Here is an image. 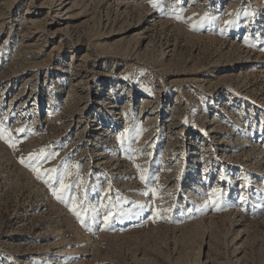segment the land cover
Here are the masks:
<instances>
[{
	"label": "rangeland",
	"instance_id": "1",
	"mask_svg": "<svg viewBox=\"0 0 264 264\" xmlns=\"http://www.w3.org/2000/svg\"><path fill=\"white\" fill-rule=\"evenodd\" d=\"M262 118L264 0H0V264H264Z\"/></svg>",
	"mask_w": 264,
	"mask_h": 264
},
{
	"label": "bare ground",
	"instance_id": "2",
	"mask_svg": "<svg viewBox=\"0 0 264 264\" xmlns=\"http://www.w3.org/2000/svg\"><path fill=\"white\" fill-rule=\"evenodd\" d=\"M222 18H221V20H219L220 21V26H222V25H224V23H226L227 22V17H226V14L223 12V15L221 16ZM216 19V18H215ZM215 19H214V17H212V15H210V16H207V17H205L203 20L202 19H200V21H196V20H193L192 21V24H194V25H198V26H210V24H212V23H214V21H215ZM263 121H264V119L262 118L261 119V122H260V125L263 123ZM239 122H241V120L239 119V120H237V122H236V125H238L239 124ZM254 122V119H252V123ZM238 129V127H236V128H233L232 129V132L233 131H239V130H237ZM231 135H235L234 133H230V134H228V136H226L225 137V139L227 140V138H229L228 139V142H231L233 139L231 138ZM262 135V134H261ZM261 135H259L258 137L260 138V136ZM224 136V135H223ZM242 138H245V147L247 146H251L252 145V142H251V140L254 138V132H253V128L251 129V133H250V135H248V133L244 130V128L242 127L241 129H240V131H239V134H238V136H237V139H242ZM223 139H224V137H221V138H219V140L218 141H223ZM257 140H255V142H256ZM222 152H223V154L225 153L224 152V150H222ZM230 174V173H229ZM229 174H227V175H229ZM208 180V177H206V178H201V179H198L197 181H196V183H194L193 184V192H194V197L196 198H198L199 199V201H200V203L201 204H205V198H207V200H217V203L219 204L220 203V201H221V199L223 198V197H225V196H223V195H221L219 192H216V191H214L213 189L214 188H212V190L211 191H209V188L208 187H206L205 185H201L200 184V182H206ZM202 192H207V194L206 195H204V194H202ZM259 193V192H258ZM258 195V194H257ZM257 198V201L258 202H260L261 201V199H260V197L259 196H257L256 197ZM200 204V205H201ZM218 206V205H217ZM222 206V205H221ZM227 210V206L226 205H223V208L221 209V212H224V211H226ZM212 211V210H211ZM227 212V211H226Z\"/></svg>",
	"mask_w": 264,
	"mask_h": 264
}]
</instances>
